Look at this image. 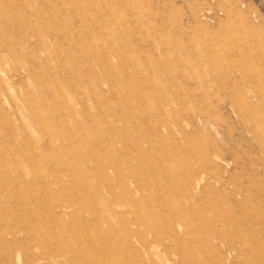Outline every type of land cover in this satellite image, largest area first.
Wrapping results in <instances>:
<instances>
[{
	"label": "rangeland",
	"instance_id": "374dc122",
	"mask_svg": "<svg viewBox=\"0 0 264 264\" xmlns=\"http://www.w3.org/2000/svg\"><path fill=\"white\" fill-rule=\"evenodd\" d=\"M0 264H264V0H0Z\"/></svg>",
	"mask_w": 264,
	"mask_h": 264
}]
</instances>
